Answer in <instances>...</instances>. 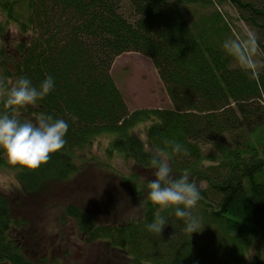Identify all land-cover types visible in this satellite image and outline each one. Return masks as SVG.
Returning a JSON list of instances; mask_svg holds the SVG:
<instances>
[{
  "label": "trees",
  "instance_id": "trees-1",
  "mask_svg": "<svg viewBox=\"0 0 264 264\" xmlns=\"http://www.w3.org/2000/svg\"><path fill=\"white\" fill-rule=\"evenodd\" d=\"M17 3L25 5L19 28L25 37L8 78L13 84L26 76L36 87L54 80L53 90L19 115L69 124L64 147L38 170L19 168L17 177L29 186L68 178L78 170L79 151L101 136L109 140V156L153 178L151 157L169 153L173 174L187 173L201 190L193 209L198 232H185L171 210L162 213L161 234L150 232L157 206L147 197L142 219L102 226L87 210L69 206L80 234L123 252L129 264H264V53L252 76L222 48L244 36L233 30L240 22L264 49V0H1L0 11L9 16ZM127 52L150 60L169 106L129 109L111 73ZM5 60L0 49L4 74ZM173 141L187 155L172 153ZM2 158L0 151V164ZM130 174L138 196L141 177ZM25 226L0 194V264H34Z\"/></svg>",
  "mask_w": 264,
  "mask_h": 264
},
{
  "label": "rangeland",
  "instance_id": "rangeland-1",
  "mask_svg": "<svg viewBox=\"0 0 264 264\" xmlns=\"http://www.w3.org/2000/svg\"><path fill=\"white\" fill-rule=\"evenodd\" d=\"M25 13V5L20 3L12 5L9 16L6 10L0 11V49L5 53L3 68L7 71L4 74L0 70V79L9 86L12 80L8 76L18 57L15 47L22 36L25 37V33L19 31ZM233 30L239 37L247 33V28L240 22ZM111 73L130 110L169 106L157 72L147 57L124 53L114 60ZM20 120L36 121L26 115H21ZM141 139L145 140V136ZM108 141L106 136H101L79 151L81 158L75 159L78 170L68 178L53 176L31 186L17 177V171L22 167L12 165L6 152L0 149L3 156L0 194L8 197L12 215L25 221V228L31 234L29 256L34 264L133 263L123 252L80 234L75 218L67 213L71 205L81 207L92 216L96 226L142 219L149 191L147 180L153 178V174L139 170L132 162L127 164L120 157L109 156L106 153ZM131 172L141 177L138 196L130 189Z\"/></svg>",
  "mask_w": 264,
  "mask_h": 264
},
{
  "label": "clouds",
  "instance_id": "clouds-1",
  "mask_svg": "<svg viewBox=\"0 0 264 264\" xmlns=\"http://www.w3.org/2000/svg\"><path fill=\"white\" fill-rule=\"evenodd\" d=\"M222 48L244 71L256 75V56L264 53V49L254 31H248L239 40L224 41ZM53 88L51 76L45 78L39 87L34 86L26 76L18 77L10 86L0 79V103L6 109L0 114V149L6 152L12 165L38 170L49 162L51 154L57 153L66 144L65 136L69 129L66 120L45 115L38 116L35 122H22L19 119L20 109L36 107L37 101L45 98ZM171 146L172 153L180 154L183 151L187 155V150L182 149L179 143L173 141ZM170 158L167 153L163 156L153 155L150 160L155 172L147 185L148 199L157 208L147 228L150 232L161 234L167 225V218L162 213L171 210L176 218L184 221V230L191 235L201 227L199 218L193 214V209L202 199L201 190L195 181H190L187 173L179 176L173 174Z\"/></svg>",
  "mask_w": 264,
  "mask_h": 264
}]
</instances>
